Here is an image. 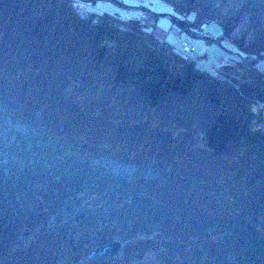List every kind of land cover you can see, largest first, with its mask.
Here are the masks:
<instances>
[{
	"label": "trees",
	"instance_id": "trees-1",
	"mask_svg": "<svg viewBox=\"0 0 264 264\" xmlns=\"http://www.w3.org/2000/svg\"><path fill=\"white\" fill-rule=\"evenodd\" d=\"M160 2L190 35L231 42L245 63L203 67L194 45L196 55L158 39L159 19L141 11L0 0V142L27 124L40 151L62 147L109 179L101 198L66 169L27 183L0 172V264L66 262L76 226L64 221L76 213L102 243L124 239L138 253L155 244L166 263L264 264V0ZM103 160L139 173L109 178ZM146 218L160 227L140 226Z\"/></svg>",
	"mask_w": 264,
	"mask_h": 264
},
{
	"label": "rangeland",
	"instance_id": "rangeland-1",
	"mask_svg": "<svg viewBox=\"0 0 264 264\" xmlns=\"http://www.w3.org/2000/svg\"><path fill=\"white\" fill-rule=\"evenodd\" d=\"M121 1L125 5L133 7L138 6L140 2V0ZM141 3L154 13L165 15L160 18L157 17L159 20L156 27L153 28L154 35L158 39L168 42L177 49L183 47L185 43H191L197 49V57L201 56V64L199 65L206 68H216L219 66V63L229 59L230 57H232V55L235 54V49L232 43L229 41H224L223 43H220L221 46H219L214 43L195 40L190 35L181 31V29L177 28L174 21L170 18V16H173L174 14L172 9L165 3L160 2V0H141ZM95 6L96 7L94 8H96V10L98 11L100 10L102 12H108L112 14L117 13L122 18H125L124 16L128 15L129 12V10H126L122 6L107 1H98L96 2ZM208 31H210L215 36L220 35V29L216 25H211L208 28ZM258 70L264 71V62L259 63ZM1 104L2 103L0 102V106ZM0 118L2 119L3 117ZM2 121L3 123L6 122L8 125L13 126L10 118H6V120ZM14 128L15 129L10 128L8 132H4V135L2 136L3 141L0 142V172L1 174H3L2 178H4L6 181H11L14 183L17 181L21 183H27L34 177H36V175H34L36 174V171L41 172V176L44 177V175H46L47 173H52L54 171L66 172V170H68V174L70 176H77L80 179H83L84 187H96L95 189L98 190L99 197L103 198L104 196L109 195L103 188L108 183L107 181L109 179L107 177L95 178L99 175L98 171L96 170L97 168H95V166L91 163L87 162V160L81 161L77 156L64 151L62 147L52 144V146L46 144L47 148H49L48 150L42 147V152L39 148L44 144L39 143L40 140L37 139V137L40 136V131L38 130V128L30 127L27 124H16ZM0 131L3 130L0 129ZM18 138H20L21 142L25 145L24 148L23 144L18 141ZM16 142H19L22 145V149L12 146L13 143ZM45 154L47 155L45 156ZM49 154L51 156H48ZM50 157H52L53 159H50ZM105 161L106 163H103V167H105L107 170L103 172L102 175H109V173H111L112 175H109V178L115 175L131 178L139 173V170L134 167L128 168L113 161ZM68 167H72V169L70 170ZM130 168H132V170H129ZM155 176L159 175L154 174V177ZM42 181L44 182L45 180L43 179ZM77 195L86 196V198H84V204H88L90 202V199L88 197L91 195V193L87 195L81 191H78ZM151 212L154 216H156V213H154L153 210H151ZM85 213H87V211ZM142 213L150 214V212H148L147 210H140L139 214L141 215ZM76 216L79 217L80 214H72L71 216H68L66 221H64L67 226L74 223L76 227L72 229L75 233L72 236L73 247H71L70 249H68V247L62 248V250L68 249V255L65 257L68 260L59 264H94L93 262L99 260H103L104 262L107 261L110 264H170L164 261V259L162 258L161 250L155 244L150 247H146L143 251H140L138 253L136 251L132 252L131 250H126L125 246L127 243L121 241L124 239L120 240L122 245L120 251L116 256L109 258L91 257L96 249L102 246V244L105 245L108 242L102 243V239L99 238L100 234H98L96 230L89 233L88 229L80 227L84 224L85 220L83 219L82 221L76 223ZM121 217L124 216L121 215ZM117 224L124 228V225H122V223L118 222ZM139 224L140 226L147 227L152 231L155 230V228L158 229L160 227L157 222L151 221L150 218H146L143 221H140ZM136 233H138L140 239L155 236L147 235V232ZM129 243L136 242L132 240Z\"/></svg>",
	"mask_w": 264,
	"mask_h": 264
},
{
	"label": "water",
	"instance_id": "water-1",
	"mask_svg": "<svg viewBox=\"0 0 264 264\" xmlns=\"http://www.w3.org/2000/svg\"><path fill=\"white\" fill-rule=\"evenodd\" d=\"M82 1L86 2V3H95L98 1H107V2L118 4V5L122 6L123 8H125L126 10H129V11H132V10L133 11H141V12L146 13L148 15H151L154 17H159V18L165 16V15L156 14V13L152 12L150 9L142 7V6H136V7L127 6L121 0H82ZM170 18L174 21L177 28L181 29L186 34L190 35V32L188 30L181 27V24L179 23V20L176 17L170 16ZM190 36L195 40H201V41H205L208 43H214V44L221 46V44L217 40H215L214 38H211V37L204 38V37H197L194 35H190ZM237 58L239 60H241V62L243 64L245 63L244 60L242 59V57L237 56ZM122 165H124V164H122ZM120 249H121V244L118 243L117 241H112V242L108 243L106 246L98 248L91 255V257H94V258L113 257V256L117 255V253L120 251Z\"/></svg>",
	"mask_w": 264,
	"mask_h": 264
},
{
	"label": "built area",
	"instance_id": "built-area-1",
	"mask_svg": "<svg viewBox=\"0 0 264 264\" xmlns=\"http://www.w3.org/2000/svg\"><path fill=\"white\" fill-rule=\"evenodd\" d=\"M89 5H90V4H89ZM184 52H186V53H190V54H194V53H195V50H194V48L191 47L190 45H185V47H184ZM225 64H226L225 61L221 62V66H223V65H225Z\"/></svg>",
	"mask_w": 264,
	"mask_h": 264
},
{
	"label": "bare ground",
	"instance_id": "bare-ground-1",
	"mask_svg": "<svg viewBox=\"0 0 264 264\" xmlns=\"http://www.w3.org/2000/svg\"><path fill=\"white\" fill-rule=\"evenodd\" d=\"M211 37V36H210ZM129 170H132V168H130Z\"/></svg>",
	"mask_w": 264,
	"mask_h": 264
}]
</instances>
